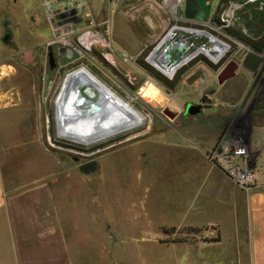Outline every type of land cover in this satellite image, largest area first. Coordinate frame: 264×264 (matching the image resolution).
Here are the masks:
<instances>
[{
    "label": "rangeland",
    "instance_id": "rangeland-1",
    "mask_svg": "<svg viewBox=\"0 0 264 264\" xmlns=\"http://www.w3.org/2000/svg\"><path fill=\"white\" fill-rule=\"evenodd\" d=\"M137 1L103 0L98 8L91 9L90 14L86 2L80 16L81 23L64 27L65 34L60 38L54 33L41 0H8L6 4L0 1V101L4 117V161L10 164L12 177L30 180L42 174L52 180L68 228L73 226L71 220L91 230L94 226L135 222L137 218L127 221L125 217V213L133 209L136 203L132 201L133 194L142 199L136 204V209L145 208L146 198L151 204L147 208L153 210L152 205L156 206L157 202L163 207V201L156 202V199H163L162 195H165L166 173L155 174L156 166L148 163L146 155L132 156L127 149L134 145L127 144L157 139L170 129H198L208 132L210 138L215 136L214 142L206 150L207 160L215 167L211 156L216 147L222 142L232 146L234 141L241 139L247 145L248 165L255 172L256 181L250 188L237 185L247 191L257 189V157L261 150L259 146L250 145L249 133L253 121L251 102L245 101L234 112L227 110L225 114L218 115L217 88L223 77L228 75V67L233 61L243 68L242 58L246 47L250 48L243 40H249L261 47L262 51L257 53L262 58V64L253 75L243 68L240 79L245 81L248 76H253V92L248 96L257 106L264 104V13L256 6L243 7L234 25L224 32L235 42L216 34L210 27L189 25L220 37L228 45L229 52L219 64H213L200 55L181 68L174 79H169L160 74L146 57L177 23L160 8L161 0ZM232 1L236 0H213L215 25ZM137 3L140 4L139 14L140 8L144 9L140 17L131 7ZM152 5L155 14L148 16L145 13ZM152 23L155 28L151 26ZM108 25L111 28V35L106 38L108 41H98V34H102ZM6 32L11 35L9 44L3 42ZM136 34L146 40L138 54L120 47L119 43L127 42L129 38L135 40ZM191 42L197 48L203 44L209 46L210 39L205 37L196 41L192 36ZM89 43L92 47L86 50L84 46ZM63 45L73 50L76 48L78 52L74 50L71 59L57 55V66L52 70L49 47ZM83 66L142 112L145 123L138 129L89 147L59 139L55 100L65 76ZM150 86L163 95V102L158 103L140 94ZM184 93H192L195 97H184ZM170 104L180 109V114L174 120L164 114V109ZM188 104L198 105L202 111L195 115L187 114ZM259 114L263 115L264 110ZM217 123L225 125L227 129L224 127L218 131ZM105 155L107 158L101 162ZM164 167L169 168L170 165L162 164L160 171ZM116 213L120 219H117ZM153 216H156L155 213H152V222L162 219ZM139 221L148 222V218L143 217ZM172 232L176 233L172 237L174 240L210 241L217 238V233L205 228ZM164 257L161 258L171 259L168 254Z\"/></svg>",
    "mask_w": 264,
    "mask_h": 264
},
{
    "label": "crops",
    "instance_id": "crops-1",
    "mask_svg": "<svg viewBox=\"0 0 264 264\" xmlns=\"http://www.w3.org/2000/svg\"><path fill=\"white\" fill-rule=\"evenodd\" d=\"M85 1L90 14L103 0ZM138 5L131 7L140 17L144 9L141 7L139 14ZM149 8L145 14L154 16V6ZM129 39L128 43L125 40L119 45L133 54H138L146 44L145 37L140 35L135 40ZM243 68L251 75L255 73ZM243 68L238 66L233 76L217 88L218 115L227 110L234 112L245 101L251 102L252 107L253 98L248 95L253 92L254 80L253 76L245 81L240 79ZM184 94L195 97L192 93ZM2 105L0 101V264H161V261L162 264H264V114H259L264 110L263 103L262 109L252 112L258 114L253 116L249 133L250 145L261 150L257 157L255 191L242 189L207 160L206 150L215 136L210 138L208 132L198 129H170L157 139L127 144L134 145L127 149L132 156L146 155L148 163L156 166L155 174L166 173L165 195L156 199L163 201V207L157 202L156 206L152 205L153 210L147 208L151 204L146 198L145 208L136 209L142 199L133 194L132 201L136 203L125 217L127 221L137 218L135 222L94 226L93 230L73 220L70 221L73 226L66 227L50 178L42 174L30 180L12 177V168L3 156ZM224 127L220 123L216 125L218 131L227 129ZM106 158L107 155L101 162ZM162 164L170 167L160 171ZM152 213L156 215L153 217L162 219L150 221ZM116 217L120 219L117 213ZM143 217L148 222H140ZM202 228L217 233V238L172 239L174 230ZM166 254L171 255L170 260L161 258Z\"/></svg>",
    "mask_w": 264,
    "mask_h": 264
},
{
    "label": "bare ground",
    "instance_id": "bare-ground-1",
    "mask_svg": "<svg viewBox=\"0 0 264 264\" xmlns=\"http://www.w3.org/2000/svg\"><path fill=\"white\" fill-rule=\"evenodd\" d=\"M151 26L155 28V24ZM176 31L177 28L172 29L147 58L160 74L169 79H174L196 54L219 64L229 52L227 44L207 32L198 31L210 39L209 46L198 48L193 55L184 56L181 61H173L168 51L186 47L183 42L172 43ZM87 68L79 67L69 73L60 85L55 100L57 137L74 145L89 147L141 127L145 123L142 112ZM173 70L174 74L168 76ZM140 94L158 103L163 102V95L153 86L144 88Z\"/></svg>",
    "mask_w": 264,
    "mask_h": 264
},
{
    "label": "built area",
    "instance_id": "built-area-1",
    "mask_svg": "<svg viewBox=\"0 0 264 264\" xmlns=\"http://www.w3.org/2000/svg\"><path fill=\"white\" fill-rule=\"evenodd\" d=\"M220 1L221 0H218V2ZM41 2L46 12L47 19L52 25V29L57 35V38H60V35L65 34L63 29L64 27H71L73 25L71 23H68L66 25L62 24L64 20L71 18V16L69 15L70 12L76 11L77 15L81 16V13L86 6L85 0H41ZM246 6H256L263 10L264 0L232 1L230 2V5L222 11L220 18L218 19V23H216V25L214 22L213 13L209 16L205 24L210 27L211 30L214 31L216 34L222 35L224 38H228L231 41L235 42L234 38H232L229 34H224V32L230 29L232 25H234V23L238 19L237 14L243 7ZM160 8L166 11L170 15L171 19L177 23L174 27L171 28V30L177 28V31L174 33L172 43L183 42L184 44H186V47L182 50H180L179 47H175V49L168 51V53L172 55L173 61H181L184 56H191L195 53L198 48L207 46L206 44H203L196 48L195 44L191 42L192 36H195L196 41L202 40L203 38L207 37L206 35L198 34V31L203 33L209 32L200 28H193V26L189 27V25H194L196 23L198 24V21L189 20L185 17L186 0H161ZM64 15H67V17L62 19L61 16ZM179 23L183 25L180 26ZM194 31H196V33H193ZM110 35L111 28L110 25H108L102 34H98L97 40L107 42L108 40H106V38L110 37ZM214 37L223 42L220 37ZM91 47L92 44L90 43L84 46L86 50L91 49ZM192 48L194 49L192 50ZM250 48L246 47L247 51L245 52V54L256 52L251 50ZM74 50L78 52L76 48H74ZM150 54L146 57V60L150 56ZM199 56L200 54L192 56V61L197 59ZM76 61L77 60L72 61V64ZM262 91L264 93V87ZM229 144L230 143L227 144L226 142H222L218 147H216L213 152V155L211 156V160L233 182L243 188H250L251 185H253L256 181V174L252 169L249 168L248 165L249 152L247 145L241 139H237L236 141H234L232 146H229Z\"/></svg>",
    "mask_w": 264,
    "mask_h": 264
},
{
    "label": "water",
    "instance_id": "water-1",
    "mask_svg": "<svg viewBox=\"0 0 264 264\" xmlns=\"http://www.w3.org/2000/svg\"><path fill=\"white\" fill-rule=\"evenodd\" d=\"M213 0H186V10H185V17L189 20H197L199 22H205V20L211 15ZM71 18H68L62 22V24L72 23V24H80L81 17L77 15L76 11H71L70 14ZM67 17V15L61 16L62 19ZM11 41V35L6 33L3 42L5 44H9ZM49 50H52V47H49ZM57 53L59 56L71 59L74 56V51L67 47V46H59L57 47ZM50 68L54 70L57 66L55 54L51 51L48 54ZM261 56L257 52H251L247 54L246 59L243 61V66L247 69L255 72L260 63H261ZM238 68V65H237ZM233 76V72L230 71L228 75L223 77V81L228 79L229 77ZM222 81V82H223ZM196 112H201V108L195 104H188L186 108V113L190 115H195ZM164 114L169 117L171 120H174L180 114V109L176 106L170 104L164 109Z\"/></svg>",
    "mask_w": 264,
    "mask_h": 264
},
{
    "label": "flooded vegetation",
    "instance_id": "flooded-vegetation-1",
    "mask_svg": "<svg viewBox=\"0 0 264 264\" xmlns=\"http://www.w3.org/2000/svg\"><path fill=\"white\" fill-rule=\"evenodd\" d=\"M212 12H213V3H212V9H211V14H212ZM209 18V17H208ZM208 18L205 20V22H199L198 21V24L196 23V24H194V25H196V26H198V27H200V26H205V27H208L205 23L207 22V20H208ZM197 21V20H196ZM211 29V28H210ZM7 33V32H6ZM52 47V50H49V53L51 52V51H53L54 52V54H55V58L57 57V55H58V53H57V47L56 46H51ZM237 62L236 61H233L231 64H230V66L228 67L229 69H228V71L230 72V71H232V72H234V71H236V69H237V64H236ZM261 64H262V60H261V63H260V65H259V67H258V69L255 71V73L259 70V68L261 67ZM245 67V66H244ZM246 68V67H245ZM228 72V73H229ZM249 95H251V94H249ZM261 109V106L259 105V106H257V104H256V102H254V104L252 105V107H251V109H250V113H252L253 111H258V110H260ZM202 111V110H201ZM252 118H253V120H254V117H253V115H252Z\"/></svg>",
    "mask_w": 264,
    "mask_h": 264
},
{
    "label": "trees",
    "instance_id": "trees-1",
    "mask_svg": "<svg viewBox=\"0 0 264 264\" xmlns=\"http://www.w3.org/2000/svg\"><path fill=\"white\" fill-rule=\"evenodd\" d=\"M223 1H227V0H223ZM261 12L264 13V9ZM243 41L246 43L247 46L251 47L256 52L262 51L261 47L258 44L250 42L249 40H243ZM181 241H183V240H181Z\"/></svg>",
    "mask_w": 264,
    "mask_h": 264
}]
</instances>
